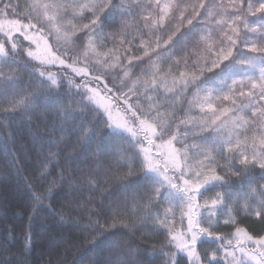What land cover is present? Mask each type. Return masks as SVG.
<instances>
[{
    "label": "snow or ice",
    "instance_id": "obj_1",
    "mask_svg": "<svg viewBox=\"0 0 264 264\" xmlns=\"http://www.w3.org/2000/svg\"><path fill=\"white\" fill-rule=\"evenodd\" d=\"M34 114L24 241L7 226L0 264H29L34 226L68 207L109 264H264V227L244 223L264 225V0H0V115ZM65 183L101 199L59 203Z\"/></svg>",
    "mask_w": 264,
    "mask_h": 264
},
{
    "label": "trees",
    "instance_id": "obj_2",
    "mask_svg": "<svg viewBox=\"0 0 264 264\" xmlns=\"http://www.w3.org/2000/svg\"><path fill=\"white\" fill-rule=\"evenodd\" d=\"M22 2L23 0H21ZM38 112L45 114L49 122L58 120V117L51 112L45 113L43 108L38 109ZM43 118L38 119L37 115L34 114L31 117L32 125L30 126L20 116L4 117L0 115V145L7 143L9 148L20 157L22 165V171L17 173L8 163L10 158L6 157L3 149L0 148V243H3L4 237L8 235L7 226H11L14 230L12 236L15 237L9 244L12 251H19L24 241L30 201L25 189V180L33 182V177L37 174L38 145H34L32 134L37 131H46L42 123ZM53 174H55V170ZM109 187V185H102L101 189L106 190ZM63 189L57 197L59 203H67L66 195L68 200L77 195L92 196L96 200L101 199L99 192H73L67 183L63 185ZM38 190L43 191L44 189L41 186ZM56 206L58 207L59 204ZM64 213L66 221L64 224L49 218L43 221L45 227L34 226L33 247L26 254L29 264H42V261L48 259H51L53 264H59L60 261H63V264H74V262L75 264H109V261L113 260L112 249L103 247L90 249L89 241L85 239V236H89L90 239L91 235L94 234L86 233L84 229L74 227L71 223L73 220L83 221L82 210L74 211L68 207ZM244 223L257 231L264 227L251 218L245 220ZM127 237L126 230H120L116 233V239H122L126 242L121 248V255L124 247L127 246ZM136 237L138 242L142 239L140 233H137ZM148 243L160 247L165 241L163 236H160L149 240ZM132 247L135 248L136 243H132ZM215 247L216 245L211 242H204L199 245L202 254L205 250H211ZM167 250L165 249V251ZM177 259L180 264H187L184 254H178ZM145 264H166V258H146Z\"/></svg>",
    "mask_w": 264,
    "mask_h": 264
}]
</instances>
